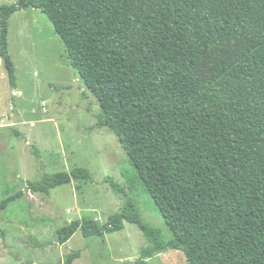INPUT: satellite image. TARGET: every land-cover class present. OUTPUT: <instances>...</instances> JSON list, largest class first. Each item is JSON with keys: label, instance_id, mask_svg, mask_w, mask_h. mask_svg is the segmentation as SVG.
<instances>
[{"label": "trees", "instance_id": "16d2710c", "mask_svg": "<svg viewBox=\"0 0 264 264\" xmlns=\"http://www.w3.org/2000/svg\"><path fill=\"white\" fill-rule=\"evenodd\" d=\"M44 13L71 66L113 131L172 238L139 216L117 213L58 231L67 244L137 225L152 252H180L187 264H264V0H19L0 5V58L11 86L9 21ZM86 168L29 181L47 196ZM112 189L124 188L107 178ZM24 192L5 199L0 213ZM1 236L4 233L0 232ZM80 253L69 254L74 264ZM140 264H143L141 262Z\"/></svg>", "mask_w": 264, "mask_h": 264}, {"label": "rangeland", "instance_id": "374dc122", "mask_svg": "<svg viewBox=\"0 0 264 264\" xmlns=\"http://www.w3.org/2000/svg\"><path fill=\"white\" fill-rule=\"evenodd\" d=\"M19 0H0V5ZM8 53L16 68V88L0 58V205L24 196L0 213V264H187L180 252L154 254L143 231L125 222L121 232L86 239L79 231L59 244L58 231L91 219L100 226L117 213L139 216L144 224L172 233L112 130L97 126L98 100L71 66L53 24L41 11L26 9L9 21ZM86 168L91 180L73 181L47 196L27 183L55 173ZM107 178L124 188L112 189Z\"/></svg>", "mask_w": 264, "mask_h": 264}]
</instances>
